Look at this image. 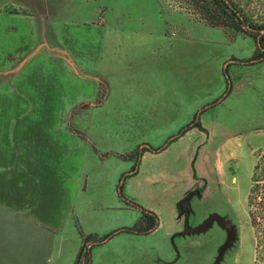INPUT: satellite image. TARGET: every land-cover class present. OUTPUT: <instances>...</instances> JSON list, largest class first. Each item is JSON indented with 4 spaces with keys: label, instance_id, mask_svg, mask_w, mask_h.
Returning a JSON list of instances; mask_svg holds the SVG:
<instances>
[{
    "label": "rangeland",
    "instance_id": "374dc122",
    "mask_svg": "<svg viewBox=\"0 0 264 264\" xmlns=\"http://www.w3.org/2000/svg\"><path fill=\"white\" fill-rule=\"evenodd\" d=\"M0 13L14 14L0 16V168H6L0 178L8 173L10 120L30 113L22 104L28 98L40 118L31 124L34 133L56 132L49 146L87 152L79 164L86 183L94 177L100 186L118 184L119 197L108 186L104 203L93 204L97 212L80 215L87 234L129 228L140 210L166 213L151 192L169 169L173 184L186 187L177 202L200 190L189 202L190 231L182 233L180 223L181 231L167 236L160 217L154 233L118 235L79 264H135L156 242L169 248L164 256L175 250L166 264H253L246 198L264 153V64L240 65L253 51L249 37L207 25L186 0H0ZM57 52H81L94 64L62 68L53 58H37ZM27 60L31 75L24 73ZM105 92L106 101L94 106ZM46 100L51 106L39 107ZM72 129L86 138L67 135ZM93 150L104 158H90ZM173 192L170 187L167 196ZM212 213L233 232L217 219L195 230ZM123 237L132 239L120 242Z\"/></svg>",
    "mask_w": 264,
    "mask_h": 264
},
{
    "label": "crops",
    "instance_id": "0c3cea01",
    "mask_svg": "<svg viewBox=\"0 0 264 264\" xmlns=\"http://www.w3.org/2000/svg\"><path fill=\"white\" fill-rule=\"evenodd\" d=\"M13 15L0 13V16L6 19ZM25 17L27 15H24ZM42 55L37 58H41V60L53 58L56 60L54 66L57 65L62 68L66 63L73 65L76 63L82 68L91 67L94 64L92 62L88 66V62H84V59L88 57L81 52L73 53V55L68 53L69 56L58 52L47 57ZM26 57L25 59L28 58ZM69 57L71 60L67 62L66 59ZM27 61L23 67L24 73L31 75L33 69L29 68V60ZM147 67L152 66L149 64ZM13 73L16 74V71ZM100 83L99 81L97 92L102 89ZM106 95L107 93L104 94L100 103H96L94 106H101L106 101ZM22 104L30 113L19 115L18 118L12 117L10 120L7 134L8 173L7 177L0 178V264H74L82 245V234H87V231L79 226L80 215L90 216L91 213L97 212L93 204L104 203L102 196L108 186L110 194L113 190V195L119 197L116 186L118 184L113 182L108 186H100L94 177L86 183L87 180L82 179L83 170L79 164L82 163L81 160L86 157L87 152L83 150V153H80L79 150L73 151V148L62 149L59 146H49L48 138L50 136V139L52 137L57 138V133L48 130L45 132L42 130L43 132L39 134L34 133L31 124L35 119L39 122L37 119L40 118L31 114L34 107L33 101L26 98ZM39 104V107L51 106L48 100L46 102L41 101ZM172 113L175 114V111ZM41 116L44 117V114ZM55 119L56 122L59 121L56 117ZM72 131H67V135L77 136V139H81V136L86 138L83 132L75 129ZM64 138L66 137L60 139L63 140ZM71 150L72 152H70ZM92 152L90 158L96 159L98 157L100 160L104 158L96 150ZM0 154H2L1 148ZM54 158L57 162L54 161ZM164 166H172V164L170 161L164 160ZM2 169L5 170L6 168H0V170ZM122 169L124 168L121 167L118 171L121 172ZM162 177L164 179L157 182L159 187L151 192L152 195L149 193L151 197H156L159 203L165 205L163 208L168 206L166 213L157 216L156 227L146 234L119 231L102 244L121 234L131 237L152 234L161 225L160 217H162L163 225H167L165 233L167 236L180 232V223L183 224L182 230H184V214H182L181 220H178L176 202L178 195L184 192L186 187L185 185L178 187L173 184L176 174L175 172L172 173L171 169ZM124 183L125 181L122 186ZM113 186H115L114 189ZM170 187L174 189L173 196L170 194L167 196ZM106 208L112 207L106 206ZM113 208L122 209V206ZM126 208L128 209V207ZM82 211L84 213H81ZM126 238L128 237H123L119 241H127ZM130 239L132 238H128V241ZM166 249L169 248L162 246L160 242H156L151 251H143L138 258L134 259L135 264H166L175 256L173 249L168 256L162 255V252H169Z\"/></svg>",
    "mask_w": 264,
    "mask_h": 264
},
{
    "label": "trees",
    "instance_id": "16d2710c",
    "mask_svg": "<svg viewBox=\"0 0 264 264\" xmlns=\"http://www.w3.org/2000/svg\"><path fill=\"white\" fill-rule=\"evenodd\" d=\"M186 1L190 8L193 9V12L207 25L233 29L252 40L253 51L249 57L240 60V65L252 66L264 64V0ZM255 5L261 8L260 12L254 10L256 8ZM223 74L227 75V70H223ZM101 86L102 83H100ZM194 125L200 127L199 122H195ZM250 182L246 206L248 221L254 238L253 264H264V153L257 155ZM179 209L182 210L184 217H186L190 210L189 205ZM140 212L141 215L131 227L123 228L120 231L146 234L153 230L158 223L157 215L149 210H140ZM117 232L119 231L115 230L102 236L92 233L82 234V245L76 256L75 264H79L81 261L88 263L92 248L102 244Z\"/></svg>",
    "mask_w": 264,
    "mask_h": 264
},
{
    "label": "water",
    "instance_id": "95a60500",
    "mask_svg": "<svg viewBox=\"0 0 264 264\" xmlns=\"http://www.w3.org/2000/svg\"><path fill=\"white\" fill-rule=\"evenodd\" d=\"M195 194L199 195V194H200V191H199L198 189H196V190H193V191L189 192L188 195H187L186 197L180 199V200L177 202V206H178V208H183V206H182V203H183V202H186V203L189 204L191 198H192L193 195H195ZM187 217H188V213H187V215H186V217H185V223H186V224H185V228H184V230L181 231L182 233H186V232H188V231L191 230V228L188 226V223H187ZM213 219H217V220L219 221V223H220L222 226H224L225 228H227L228 230H230V231L233 232V228H232L231 223H230L229 221H227V220H223V219L220 218V216H219L218 214H216V213H212V214L208 217V219H207L202 225H200L199 227H197L195 230H202V229H204V228H205V227H206V226H207V225H208Z\"/></svg>",
    "mask_w": 264,
    "mask_h": 264
},
{
    "label": "flooded vegetation",
    "instance_id": "af4514ba",
    "mask_svg": "<svg viewBox=\"0 0 264 264\" xmlns=\"http://www.w3.org/2000/svg\"><path fill=\"white\" fill-rule=\"evenodd\" d=\"M194 190H196V189H194ZM198 190H199V189H198ZM191 191H193V190H191ZM191 191H190V192H191ZM199 191H200V190H199ZM187 195H188V194H187ZM187 195H186V196H187ZM186 196H185V197H186ZM186 205L188 206L189 204L186 203V202H183V203H182V206H183V207H185ZM184 222H185V217H184ZM185 224H186V223H185ZM185 224H184V228H185Z\"/></svg>",
    "mask_w": 264,
    "mask_h": 264
}]
</instances>
